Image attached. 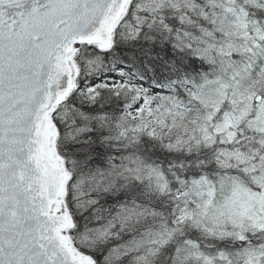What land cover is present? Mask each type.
I'll use <instances>...</instances> for the list:
<instances>
[{
    "label": "snow or ice",
    "instance_id": "obj_1",
    "mask_svg": "<svg viewBox=\"0 0 264 264\" xmlns=\"http://www.w3.org/2000/svg\"><path fill=\"white\" fill-rule=\"evenodd\" d=\"M0 264H264V0H0Z\"/></svg>",
    "mask_w": 264,
    "mask_h": 264
}]
</instances>
